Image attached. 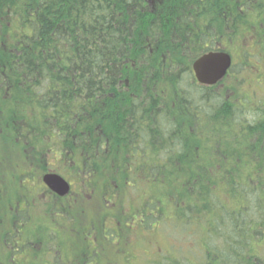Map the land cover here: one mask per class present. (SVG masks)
Returning a JSON list of instances; mask_svg holds the SVG:
<instances>
[{"label":"trees","instance_id":"1","mask_svg":"<svg viewBox=\"0 0 264 264\" xmlns=\"http://www.w3.org/2000/svg\"><path fill=\"white\" fill-rule=\"evenodd\" d=\"M211 51L241 63L207 87ZM261 64L264 0H0V264L17 233L81 264H264ZM47 172L77 203L20 211L12 183Z\"/></svg>","mask_w":264,"mask_h":264},{"label":"flooded vegetation","instance_id":"2","mask_svg":"<svg viewBox=\"0 0 264 264\" xmlns=\"http://www.w3.org/2000/svg\"><path fill=\"white\" fill-rule=\"evenodd\" d=\"M44 175L45 174L40 177L33 174L29 176H20L21 189L16 181H12L14 186L13 188H15L12 194L18 197L17 201L20 211H27L29 213L31 212V214L38 215L45 214L46 212L53 210L55 215H59V208L62 206L65 207L68 202H71L72 204L77 203V199L72 197V194L75 193V188L73 189L72 182L68 181L71 186L70 192L65 196H60L48 189L43 181ZM30 187L31 190L28 191ZM33 195H37V197H33ZM65 199H68V202H64L63 200ZM50 207H52V209ZM54 224L56 225V223ZM133 224H135V222H133ZM32 241H34V239L32 237H28V234L24 237H18V233L15 238L10 239V242H12V244L17 248L20 257H8L10 259L9 264H81L78 261V257H57L60 255V251L57 249L55 250L54 248L47 250V253L42 257H32L30 252L33 253L34 251L31 249H34L35 251L42 250V244H49L42 240H40V243H33ZM38 244L39 246H37ZM136 250L138 251L139 249ZM139 252H141V250ZM84 264L91 263L85 261Z\"/></svg>","mask_w":264,"mask_h":264},{"label":"water","instance_id":"3","mask_svg":"<svg viewBox=\"0 0 264 264\" xmlns=\"http://www.w3.org/2000/svg\"><path fill=\"white\" fill-rule=\"evenodd\" d=\"M232 66V57L225 52H209L201 56L193 65V72L197 82L204 86H214L225 78ZM46 185L60 196L70 191L69 183L59 175L44 176Z\"/></svg>","mask_w":264,"mask_h":264},{"label":"rangeland","instance_id":"4","mask_svg":"<svg viewBox=\"0 0 264 264\" xmlns=\"http://www.w3.org/2000/svg\"><path fill=\"white\" fill-rule=\"evenodd\" d=\"M234 62H235V65H238L240 64V60L236 57H234ZM255 64V63H254ZM258 64V63H256ZM260 65V64H259ZM262 66H264L263 64H261ZM258 66V65H257ZM257 66L254 68V69H257ZM263 70H264V67H263ZM256 73V75H258V80H254L255 78H253L252 76H249L250 78L249 79V83H253L252 86H251V89L252 90H258L260 94H262L264 92V77H262V75L260 73H258V71H254ZM254 72H251V73H254ZM240 75V74H239ZM260 77V78H259ZM12 132V130H11ZM11 135V134H10ZM14 140H18L16 136L12 135L11 139L8 140V143H12V144H15L14 143ZM9 145V144H8ZM11 148V145L7 146V147H1L0 145V154H2L3 151H8L7 149ZM10 155H11V152H10ZM52 165L53 164H56V159H53V160H50L49 161ZM0 168H6V167H0ZM38 181V180H37ZM41 181V180H40ZM7 186V184H6ZM75 188V185H73V189ZM31 190V187L29 188L28 191ZM33 197H37V195H33ZM40 198V197H39ZM38 199V198H36ZM41 199V198H40ZM135 217H132L131 219H129L127 222H126V227H127V230H130V231H137V230H141L140 229V226L139 224H136L134 225L133 224V221H134ZM30 224H33V223H30ZM66 225V228H67V231L65 234H62L60 235L59 237L60 238H64L65 239V244H68V241H66L68 239V237H65L67 235V233L72 230V228H75V226H72V225H69V224H65ZM110 227V225H108ZM31 226L28 225L27 228H30ZM88 230V229H87ZM125 230L121 229L119 224H117V222L114 224V228H113V232H114V235H110L108 233H105L103 238L104 239H112L113 243H117L120 241L123 233H124ZM70 235V234H68ZM159 238V237H158ZM162 239V238H160ZM101 240L99 238V235L97 234V230L96 229H91V231L88 232L87 236H86V241L89 242L92 246V248H94V244L95 241H99ZM164 242H166L164 240V238L162 239ZM161 242V240H160ZM74 244H76V242H72ZM168 243V242H167ZM177 248H172L171 250L167 251L166 254H169L170 256H176L178 253H177ZM100 252V251H99ZM96 254V252H95ZM86 255H90L89 253H86ZM100 256H102V253L100 252ZM119 258V257H117ZM148 259H144L142 261V257H134L133 259H131L130 261H132L131 263L132 264H156L157 262H159V258L155 257V258H149L147 257ZM170 258H173V259H179L180 257H170ZM190 259V257H189ZM98 260L100 261V264H113L114 263V260L108 258L106 259V257H98ZM129 262V264H131ZM119 264H122V262H120ZM127 264V263H126Z\"/></svg>","mask_w":264,"mask_h":264}]
</instances>
